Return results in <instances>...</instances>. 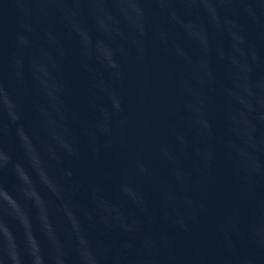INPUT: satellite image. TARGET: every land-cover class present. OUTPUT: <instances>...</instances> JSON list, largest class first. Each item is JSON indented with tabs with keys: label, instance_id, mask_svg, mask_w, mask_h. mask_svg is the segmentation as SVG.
Instances as JSON below:
<instances>
[{
	"label": "clouds",
	"instance_id": "9594fccd",
	"mask_svg": "<svg viewBox=\"0 0 264 264\" xmlns=\"http://www.w3.org/2000/svg\"><path fill=\"white\" fill-rule=\"evenodd\" d=\"M0 264H264V0H0Z\"/></svg>",
	"mask_w": 264,
	"mask_h": 264
},
{
	"label": "water",
	"instance_id": "95a60500",
	"mask_svg": "<svg viewBox=\"0 0 264 264\" xmlns=\"http://www.w3.org/2000/svg\"><path fill=\"white\" fill-rule=\"evenodd\" d=\"M3 26L5 27V28H8V27H10V25H11V19L9 18V17H5L4 18V20H3ZM85 175H86V167H85ZM3 179L5 180V182H7V183H10V179H9V177H7V176H5V177H3ZM59 222V221H58Z\"/></svg>",
	"mask_w": 264,
	"mask_h": 264
}]
</instances>
